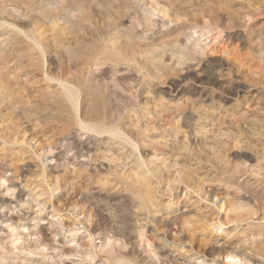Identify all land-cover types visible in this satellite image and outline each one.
<instances>
[{"label": "rangeland", "instance_id": "rangeland-1", "mask_svg": "<svg viewBox=\"0 0 264 264\" xmlns=\"http://www.w3.org/2000/svg\"><path fill=\"white\" fill-rule=\"evenodd\" d=\"M0 264H264V0H0Z\"/></svg>", "mask_w": 264, "mask_h": 264}, {"label": "bare ground", "instance_id": "bare-ground-1", "mask_svg": "<svg viewBox=\"0 0 264 264\" xmlns=\"http://www.w3.org/2000/svg\"><path fill=\"white\" fill-rule=\"evenodd\" d=\"M70 92V91H69ZM68 94H70V98H71V95L73 96V94H71V93H68ZM69 96V95H68ZM73 98V97H72ZM22 196V195H21ZM216 198H214V200H215ZM27 200H29V199H27ZM26 200V202L28 203L29 201H27ZM218 201V200H217ZM30 202H32V201H30ZM215 203H216V200L214 201ZM27 213V212H26ZM25 215H27V214H25ZM5 216V215H4ZM9 216V215H8ZM3 217V216H2ZM6 218H7V216H6ZM4 219H5V217H4ZM3 219V220H4ZM185 251V250H184ZM227 256H229V255H227ZM230 256H232V255H230ZM233 257V256H232Z\"/></svg>", "mask_w": 264, "mask_h": 264}]
</instances>
